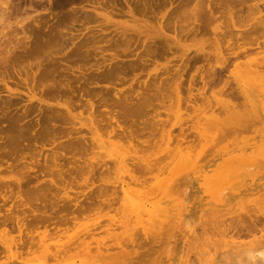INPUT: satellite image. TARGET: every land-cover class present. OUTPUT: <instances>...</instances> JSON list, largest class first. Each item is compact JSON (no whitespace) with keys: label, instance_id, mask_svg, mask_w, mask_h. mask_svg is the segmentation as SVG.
Listing matches in <instances>:
<instances>
[{"label":"bare ground","instance_id":"obj_1","mask_svg":"<svg viewBox=\"0 0 264 264\" xmlns=\"http://www.w3.org/2000/svg\"><path fill=\"white\" fill-rule=\"evenodd\" d=\"M201 1L202 0H164L161 3L152 4L151 2L149 5H147L146 2L143 3L141 1L136 0H133L134 3H130L128 0H125L126 4H124L120 0H53V3L52 0H0V133L4 135L0 136V189L4 188L5 190L11 191L12 187L16 186L20 192V190L24 186L27 187L22 192L25 194V198L21 199L20 201L22 205L29 204V202L33 199L35 201H44L46 198H48L47 192L57 188L59 184L60 179H58V177L61 178L63 173V160L61 159L66 158V160H68V164H73V166L76 167L77 170L78 168H81L80 170H83L85 166L87 167V171L88 169L91 171L92 169L100 170L103 166H105V163H100V160L99 163L98 160L96 161L97 163H93L90 161V159L95 158L96 156L104 158V156H107L109 154V152L107 151H110L109 149L113 148V144L119 143L120 145V143L123 142L125 145L128 144L126 145V149L121 148L124 152L120 153L122 154V156H120V161L122 160L123 163L125 162V160H127V155L129 156L131 154L130 158L133 160V163L137 166L144 165L148 168L154 167L156 169L159 165H161L162 160L170 159V161L168 162L169 166L176 160H178V158L179 161H181L180 165L186 167L190 166V163L188 162V160H186L187 157L185 156L186 152H184V149L189 148L191 145L193 146V144H188V138L186 139L187 134L186 132H184L186 128H183L184 130L181 129L180 132L173 134L172 129L166 130L165 121L159 120L163 122L162 124L161 122L154 120L155 117L159 116V113L158 115L154 114V116L151 117L152 119H150L149 117L148 119L146 118V121L151 120L150 122H155V124L159 126L158 129L160 128L159 130L167 132L165 135V137L167 138V151H165L166 154L160 158L156 157L155 159L142 157V155L144 154L141 155V153L145 152L144 150L146 148L144 149V147L150 146L146 145L145 143L151 141V146L152 148H154L152 140L150 139L148 140V142L138 141V143L135 144L132 140L134 139L133 133H135L136 131L134 132V130L130 129V127L134 129L132 127L134 125L141 126L142 124H145L143 125L144 127L149 126L146 125L149 121L146 122L145 119L140 120V118L153 115L154 111L157 110L156 106L158 105V103H162L169 96V90H173L171 91L172 94L179 95L178 89L182 82L180 77L182 76V69L184 66L185 59H181V63L180 65H178V68L171 69L169 66H167L162 71L151 75L149 77L150 79L147 82L137 81V87H135L134 85L127 89H122L120 87L129 83L130 81L136 80L135 76L137 74L144 73L152 62H155L161 58L163 59V57L167 55V53L170 51V38L169 35L164 32L163 28L167 27L170 29L171 25L172 27L177 26V24H179L178 20L183 18L184 13H186L187 11H195V14H198L200 17L203 18L201 19V21L199 18H196L188 23L187 27H189V30L191 27V31L193 30V28H201L203 25L210 26L209 24L212 23L211 20L214 16V13H212V11L216 13L220 9H223L224 11L226 10L230 15V23L225 26V29L223 28L222 33L218 32L220 33V35L217 33V35L222 36L223 39L228 36V33L232 34V32L234 31H232V29L235 28L238 23L240 24V22L242 24V22L253 21L251 26L248 24L242 26L245 28V30L241 32V34L243 35L242 39L244 36H256L258 38L259 35L264 34V14H261L262 9L260 8V5L262 4L260 2L262 0H211V4L209 3L207 5V8L205 6L204 9L199 6ZM212 2L213 4H216H214L215 7L212 6ZM46 3H50V7H47ZM175 3L177 4L175 5ZM155 5H163L165 7H169V11L162 16L163 19L162 21H160L164 27H161V31L155 36H152L150 38L148 37L147 42L144 43L145 45L143 48L145 49H143V51L137 52L136 49H132L131 47L141 41L142 34L146 30V24L143 23L147 22L149 18H153L156 16ZM46 8L47 10L49 9V12H52L54 9L57 10L59 8L67 9L65 12H62V14L56 13L55 16H53V18H56V21L51 25V27L47 31H45L44 28L48 27V24L50 23L51 19L41 17V15L38 14L40 11H43ZM245 8H247V12H243ZM27 9L29 11L32 10V12L37 14L31 15L27 18L19 19L18 15L22 11L26 12ZM243 13L247 14L244 15ZM113 18L128 19L122 22H115L113 21ZM28 19L29 23L26 22ZM159 20H161V18ZM26 24H30L29 27H33L30 29L32 32L35 31L32 34L36 33L35 40H31L28 43L25 42L23 38L14 39L15 35H10L11 29L18 28L19 26V29H23ZM109 25H112L115 28L111 31H108L107 28ZM187 27H183L185 31H189L187 30ZM74 30L78 33L72 34ZM236 32L234 31L233 34L235 33V35H238V33ZM195 33L193 32V34L190 35H194ZM218 40L219 39L215 41L216 47L214 55H211V53L198 52L194 53V57L192 58L190 57L191 53L189 55H185L186 62L189 58L193 60L196 59L197 61L201 59L202 61L206 60L209 64L213 62L212 65L207 68L208 70H204L206 71V74L204 75V77H202L204 89H207L206 87H210V89H213L218 85L217 83L220 82V80L217 81L215 76L219 71V73L227 71L228 74H231V67L237 69L240 66H246L249 70H251V73L252 71L257 72L256 65L260 63V60H264V54L260 59L257 58V56L247 58L248 56H250V54L259 55L261 53L260 51L250 52L252 51L250 46L253 44V42H250L248 43V45H245V43L239 42V39L237 41L235 39L236 42L233 45H229L228 47H226V49L223 48L225 50L223 52V49L220 48ZM255 41L256 38L254 42ZM140 44H142V42H140ZM248 46L250 47V49ZM108 51L113 52L110 57H106L105 55V53ZM58 54L62 55V57L66 60L67 65L64 70L68 71L69 74L61 72L60 63L55 60L54 57V55ZM98 56L102 58V61L95 62L96 64H91V61ZM241 58L247 59L244 62H242V60L238 61ZM33 60L34 62H31ZM26 62H28L29 64V71H27L26 69H23L22 71L21 66L23 63ZM34 64L36 70H33ZM18 67L20 68V70ZM259 67L261 66L259 65ZM57 70H60V72L58 73ZM222 75L223 74H221V76ZM214 81H217L216 84H214ZM112 94L114 95L113 98H111ZM109 95L111 96L108 97ZM205 97L206 96H204V98ZM219 105L220 103L218 104V106ZM103 106H113L116 108H114V111L112 108V110H108L109 112H103L100 110V107ZM205 107L206 105L204 106V108ZM75 108H86L89 111L88 116L80 117L79 121L81 125H84L88 128L90 137L79 135L80 132L76 131L77 129L75 128V130L72 128L68 130V126L66 127L67 130L65 128H62V130L64 129V131H68L67 133L65 132V136H68V139H66L65 141H57V138L52 139L51 142L48 143L50 148H41V150H39V155H41V157L45 153V156L42 157L44 159H42L43 162H41V160H36L35 163H29V159L27 160V157L24 156L23 153V150L27 147V145L25 144L26 140L29 138V141H38V139H44L46 137L55 136L58 131L62 130H60L61 128H59L61 127V123L60 126L56 125L59 126L57 127L59 129L54 126V123L62 122L66 124L69 119L75 118L72 112V110ZM199 112H203V110H200ZM32 115H34V117L40 116V118L37 117V121L39 123V127H41V131L38 132V136L29 135L30 137H25V128L27 126L25 127L23 121L25 118H27V116L30 117ZM101 115H110L111 119L115 118L113 124L108 122V124L110 123L109 125L112 127L110 132H108L107 136V139L109 140V145H111V147L106 151V155L102 154V152L91 153V150L97 147L100 148V150L107 149L106 145L108 143L106 142V140L101 138L96 128L93 126L94 120H96V118ZM120 117H123V119H125L120 120ZM34 120L36 119L34 118ZM105 120L107 119L104 118L103 121V118H101V124L102 122L103 124L101 125L100 121H98L97 124L99 126H103ZM2 123H6V125L1 127ZM109 125H104L103 128ZM187 126L189 127V125ZM106 129H108V127ZM142 129H146V127ZM39 130L40 129L38 128V131ZM172 134L174 137H172ZM161 136L162 135L159 134V137ZM196 138L194 140H196ZM157 142L158 140L155 141V143ZM173 142L176 144L174 145ZM146 150H148V148ZM149 151L147 152L149 153ZM192 151H194V149ZM87 153L88 155L92 154V156H90L89 158L85 157ZM150 153L152 155L153 152ZM240 153L251 155V152L248 148L243 149ZM184 156L185 158L183 159ZM60 160L62 161V163H59ZM199 160L201 161V158H198L197 162H199ZM3 166L4 169H1ZM130 166H132V164ZM74 167H72V172L74 169L76 170V168ZM146 167L144 171L147 172L149 170L148 168L146 170ZM166 167L167 165L164 168ZM224 167L225 164H222V162H220L216 166H214L213 170L206 171L203 173V175L195 178L196 186L194 188L193 193L189 197L191 205L187 209L189 211V214H191L192 216V220H189L187 223H179L176 229V234L174 236L173 258L176 260L182 258V264L196 263L193 262L194 258H192V253L189 249L186 248L185 243L186 240L190 238L189 232L194 231L196 229L195 225H199L198 223L199 221H201L200 218H202L206 214L200 213V208L198 207L200 205L203 206L208 202L214 205H218L220 203L219 194L228 185L225 179L219 177L221 171L224 170ZM124 168L126 170L128 169L127 167ZM136 168L138 170V167ZM104 169L107 171V168ZM159 169L160 168L158 167L157 170ZM189 169L191 170V167H189ZM101 172L105 175H108L109 173L108 172L106 174L103 171ZM101 172L98 173L101 174ZM127 172L129 174V171ZM94 173H96V171ZM44 176L49 177V179L39 184H32L37 182ZM124 177L126 178V176ZM129 177L133 178L134 176L129 174ZM213 177L216 178L212 179ZM132 181V183L137 184L138 186H143V184L145 183L144 181H142L143 184L139 183V180L137 178H134V180L132 179ZM119 184V190L122 193V199H124L125 204L127 205L128 210L130 211L129 215L127 214L128 212L125 211L128 215L126 217V220L122 217L125 221H121V219L119 220L118 217V220H116L115 218H111L108 219L109 222L104 225V222L106 220L102 222V224L100 222H95V220H87L85 218L80 219L74 216L72 218L67 219L66 221L69 224L71 223V227L69 226L71 229H67L66 231L57 235H51L52 233L48 234L49 232H41L38 233L36 236L33 234L29 236V232H25L26 229L29 227L25 226L27 228H24V225H27L29 220L27 221V223L25 222V220H27L26 218L17 220V218L11 216L10 211V213L7 211L6 214H3L4 216L0 217V226L4 227V229L2 230L3 232H1L0 234V245L1 247H4L3 250L5 249L7 258L13 262L12 264H48L47 262L51 260H56L57 263L55 264H59L60 259H62L64 256L63 252L66 253L67 251V248L64 249L65 244L62 243V239L66 235L65 233L70 232V230H74V235H78V238L73 243L79 246L85 245L83 248L85 249L86 254L91 253L92 249L101 253L100 251L104 249L107 250V248L103 247L105 245V241L97 237L103 231L113 233V231H115L117 228H132L130 226L132 225V223L140 225L141 227H143V229H148L152 227L157 221H159L160 219H164L169 214V212H167L169 208H167L166 206H156L152 202H150L149 198L151 197L150 194L152 192L150 194L148 193L147 195H150L149 198L144 200L137 194L139 193V191L131 187V181L127 182L122 180ZM146 184L147 183H145V185ZM108 189L109 187L105 186L104 184H101L99 186H96L95 189H92L89 192L85 193L83 199H90L92 202V200L104 197ZM111 191L109 192L111 193ZM145 191L146 190H142L141 192ZM110 193L107 194L109 195ZM80 196L81 195H77L73 198H75L76 200L79 199ZM156 196L157 195H155L154 197ZM262 196H264V193H256L257 199H261L260 197ZM152 198L153 197H151V199ZM104 200L106 201L107 199ZM262 200L264 201V199ZM238 203L240 202L238 201L237 204ZM256 204L258 205L259 201ZM106 206L110 207V205ZM45 208L46 206L43 205L41 207H38L37 210H33L32 213L34 214L35 211H37V213H43L46 211ZM208 210L210 211L212 209L209 208ZM45 214L46 212L44 213V216ZM44 216L43 214L35 216L33 215V222L32 220L31 222L33 224L34 222H43L46 220V216ZM51 219L50 221L53 220ZM65 219L66 218H64L63 220ZM13 221L16 222V226L13 225ZM192 223L195 224L192 226ZM8 226L11 229H9ZM104 226L106 227V229L102 230ZM16 230L19 232V238L15 236H10V234ZM127 231L125 230L126 233H128ZM22 233L26 234L25 237L28 238L26 241H24L25 239H23L24 237L21 235ZM259 233V236L254 234L253 237L255 241L258 242V244H254V240L252 239L251 242L254 244V246L251 245V247L249 248L264 249V228L261 229ZM225 236L226 237L224 245H229V249L230 245L233 247L234 244H238L234 247H239V250L237 252H234V248V251L231 249V251H229V254L227 253V255L234 257L232 256V254L234 253L235 257L239 259L243 251L249 249L248 247L244 249V243L240 241V243L236 242L232 236H229L228 232ZM74 237L75 236H73V238ZM110 237L113 236L110 235ZM116 238H118V234ZM87 239H90V241H87ZM25 242L28 244L30 243L31 246H37L38 248L36 249H40L41 256H39L38 260H35L33 262H25L23 259L19 261H14L15 259H20V255L17 254V251L22 246V248H24V246L26 245ZM188 242L186 244H188ZM248 242L249 244H252L250 241ZM93 244H95L96 246L92 247ZM242 245L244 246L242 247ZM31 246L30 248H32ZM241 247L243 248V250ZM80 250L81 249H79V251ZM106 250L104 251L106 252ZM7 258L5 257L4 260H6ZM236 258H233V261ZM79 260L80 264H87L88 262L83 257H80ZM233 261L231 262L235 264ZM4 264L9 263L5 262ZM65 264H77V260H73L72 262Z\"/></svg>","mask_w":264,"mask_h":264},{"label":"rangeland","instance_id":"obj_2","mask_svg":"<svg viewBox=\"0 0 264 264\" xmlns=\"http://www.w3.org/2000/svg\"><path fill=\"white\" fill-rule=\"evenodd\" d=\"M120 1L126 4L125 0H120ZM128 1L130 3H134L133 0H128ZM136 1H141L143 3L146 2V4L149 5L151 2L152 4H157L163 2L164 0H136ZM209 3L211 4V0H202L199 6L204 9L205 6L207 8V5ZM260 3H262L261 4L262 6L260 5V8L262 9L261 14H264V0H262ZM46 4L47 7L48 6L50 7V3H46ZM176 4L177 3H175V5ZM214 4L212 2L213 7H215ZM66 10H67L66 8L65 9L59 8L57 10L54 9L52 12H49V9L47 10L46 8L43 11H40L38 14H40L41 17L51 19L50 23L48 24V27H45L44 30L45 31L49 30L51 25L56 21V18L55 17H54L55 19L53 18V16H55L56 13L62 14V12H65ZM155 10L157 17L155 16L153 18H149L147 22L143 23L146 24V30H147V31L145 30L144 33L142 34V38L140 41L142 42L143 45L140 44L139 42L133 45V47H131L132 49H136L137 52L143 51V49H145L143 47L145 45L144 43L147 42L148 37L150 38L152 36H155L161 31V27L162 28L164 27L160 21H162L163 19L162 16L169 11V7L168 6L165 7L163 5H155ZM222 10L223 9H220L216 13L212 11V13H214V16L212 17L213 21L211 20L213 24L210 23L209 24L210 26L203 25L202 27L200 26L201 28L199 27L193 28L192 31L190 27L189 30L188 29L189 27H187V25L190 21L196 18H199L201 21V19L203 18L200 17L198 14H195L194 13L195 11L194 12L187 11L186 13H184L183 18L178 20L179 24H177V26L172 27L171 25L170 29L164 27L163 28L164 32L168 34L170 38V51L168 52L169 54L167 53V55L163 57V59L161 58L155 62H152L144 73L137 74L135 76L136 80L130 81L129 83L120 87L122 89L130 88L133 85L137 87V81L147 82L150 79L149 77L151 75L162 71L167 66H169L171 69L178 68V65H180L181 63V59L182 60L185 59L184 66L182 69V76L180 77L182 82L178 89L179 95L172 94L171 91L173 90H169L168 93L169 96L162 103L161 102L158 103L159 106L158 105L156 106L157 107V110H155L156 112L154 111L153 115L147 117H141L140 120L145 119L146 121V118L148 119V117L152 119L151 117H153L154 114L158 115L159 113V116L155 117L154 120L165 121L166 130L172 129L173 134H176L180 132L181 129L186 128L184 132H186L187 134V136L186 134L185 136L186 139L188 138L187 139L188 144L189 145L193 144V146L191 145L189 148L184 149V152H186L185 156L187 157L186 160H188L190 166L186 167L180 165L181 161H179V158L174 163L168 166V162L170 161V159L168 160L164 159L161 161V165L162 163L163 165L158 166L160 169L157 170L158 167L156 169L153 167L155 170L154 171L153 168L151 167L153 170L152 171L151 168H148L144 165H142L143 167L141 165L140 166L135 165L133 163V160L130 158L131 154L129 156L127 155L126 157L127 160H125V162L123 163L122 160L120 161V156H122V154L120 153L124 152L122 149H126V145L128 144L125 145L124 142L120 143V145L119 143L113 144V148L109 149L111 145H109V140L107 139V136H108V132H110V130L112 129V127L109 124L110 123L113 124L115 118L111 119L110 115L107 116L101 115L97 117L96 120H94L93 126L96 128L101 138L106 140V142L108 143L106 145L107 149L100 150V148L97 147L91 150V153L102 152V154L106 155V151L108 149L111 152L107 151L109 152V154L107 156H104V158L96 156L95 158H91L90 161L93 163H97L96 161L98 160L99 163L100 160V163L102 162L105 163L106 167L103 166L100 170L94 169L96 173H94L95 171L93 169L92 171L88 169L89 171L88 172L86 166H85L86 170L85 167L82 166L84 167V169L82 168L83 170H80L81 168H78L79 170L78 171L77 168L73 166V164L71 163L68 164V160H66V158L61 159L63 160V163L61 160L59 161V163H62L63 173L61 178L58 177V179H60L59 184L57 188L47 192L48 198H46L44 201L41 200L35 201L32 198L33 200L31 201L29 200L30 201L29 204L22 205L20 201L21 199L25 198V194L22 192L27 187L24 186L20 190V192L16 186H13L11 191L1 188L0 217L4 216L3 214H6L7 211L8 212L10 211L11 216H14V218H17V220L26 218L27 220H25V222L27 223L28 220L30 222L28 221L27 225L26 224L24 225V228L29 227L25 231V232H29L28 234L29 236L31 234L36 236L38 233L41 232H46V233L49 232L48 234L52 233L51 235H57L59 233H62L67 229H71L70 228L71 223L69 224L66 221L67 219L72 218L74 216L80 219L85 218L87 220L88 219L95 220V222H100V223L106 220L104 222V225L107 224V222H109L108 219L111 218H115L116 220H118L119 218V220L121 219V221L124 219L126 220V217L130 214V211L128 210V207L125 204L124 199H122V193L119 190V185H120L119 183L122 180L127 182L131 181V187L139 191V193L137 194L141 198L146 200L151 195V197L153 198L152 199L151 197L149 198L150 202H152L156 206H162V207L166 206L167 208H169L167 211L169 212V214L164 219H160L159 221H157L152 227L148 229H143V227H141L140 225H136V223H132V225H130L132 228L130 227H126L128 229H126L125 227L117 228L115 231H113V233H108L103 231L97 237L105 241V245L103 247L107 248V250L104 249L106 250V252L102 250L100 251L101 253L92 249V251L94 252L91 251V253L86 254L85 249L83 248L85 245L79 246L73 243L78 238V235L77 234L74 235L75 234L74 230H70V232L65 233L66 234L65 236L63 235L64 237L62 239V243L65 244L64 249L67 248L68 252L67 251L66 253L63 252L64 256L62 259H60L59 264L69 263L72 262L73 260H77V264H80V260H79L80 257L85 258L88 261L87 264H182L181 263L183 261L182 258H179L177 260L173 258L174 236L176 234L177 231L176 229L179 223H187L189 220H192V216L191 214H189V211L187 209L191 205L189 197L193 193L194 188L196 186L195 178L203 175V173L206 171L213 170L214 166L222 162V164L223 163L225 164V167L224 170L221 171L219 177L225 179L228 185L219 194L220 203L218 205H214L208 202L203 206L201 205L199 207L197 206L198 208H200V213L207 214V215L205 214L207 218L205 216L200 218V220L203 223L199 221L198 223L199 225H195L196 229L194 231L189 232L190 238L186 240V243L189 240L188 244L185 243L186 248L191 251L192 258H194L193 259L194 263L196 262L197 264H231L233 258H236L235 254L234 253L232 254L230 252L232 256H234L231 257L230 255H227V253L229 254V251H231V249L234 251V248H235L234 252H237L239 250V247H234L238 245V244H234L233 247L230 245V249H229V245L227 246L224 245L225 237H226L225 235L227 234V232L229 233V236H232L236 242L240 241L244 243L245 246L242 245V247L243 246L245 247L244 249H246L247 247L248 248L251 247V245L254 246V244H258V242L255 241V239L253 238L254 234L259 236L260 234L259 231L264 228L263 227L264 223H262L264 222V208H263L264 201L262 200L264 199V196L260 197L261 199H257L256 197L257 192L260 194L264 193V75H263L264 60H260V63L256 65L257 72L252 71L251 73V70H249L246 66H240L237 69L231 67L230 68V70H232L231 74H228L227 71H223L222 73H219L220 72L219 71L216 74V76L214 75L217 81L220 80V82L217 83L218 84L216 86L217 88L215 87L213 89H210V87H206L208 89L207 90L203 88L202 77H204V75L206 74V71L204 70L210 67L213 62L209 64L208 61L206 60L202 61L201 59L197 61L196 59L194 60L191 59L192 57H194V53L196 52L211 53V55L215 54V47H216L215 41L217 39L220 40L222 38V36H219L220 33H222L223 28L225 29V26H227V24L230 23L229 13L226 10L225 11ZM243 12H247V8H245ZM36 14L37 13L32 12V10L29 11L27 9L26 12L22 11L18 15V18L19 19L27 18L31 15H36ZM243 14L245 15L247 13H243ZM160 18L161 20H159ZM126 19L128 18H121V19L113 18V21L122 22ZM26 22L29 23V19ZM252 23L253 21L242 22V24L241 22L240 24L238 23L239 25L237 24V26L232 29V31L234 30L235 32L238 30L239 32L238 31L236 32L238 33V35H235V33L233 34L234 32L233 31L232 34L228 33V36L225 39L222 38L220 41L218 40L220 44V48L226 49V47H228L229 45H233L238 39L239 42H243L245 43V45H248V43L253 42V44L250 46L252 51L250 50L249 51L250 52L260 51L261 53L259 55L250 54V56H248L247 58H250L252 56L255 57L257 56V58L260 59L264 54V34L259 35L258 38L256 36H244L242 39L243 35L241 34V32L245 30V28L242 26H245L247 24L251 26ZM27 25L28 24H26V26L23 29L21 28L22 30L25 31V33L24 31L19 29L20 27L19 26L18 28L11 29L10 35H15L14 39L23 38V40L28 43L31 40H35L36 33L32 34L35 31L32 32L30 29L33 27L32 26L29 27L30 24L28 26ZM183 27L184 28L187 27V30L189 31H185ZM114 28L115 27H113L112 25H109L107 30L111 31ZM29 29L31 31V34ZM193 32L196 33L194 35H190L193 34ZM77 33L78 32L75 30L72 32V34H77ZM217 33L219 35H217ZM233 38H235L236 41ZM255 38L256 41L254 42ZM222 51L224 52L225 50L223 49ZM112 53H113L112 51H108L105 53V55L106 57H110ZM190 53H191L190 55L191 58L187 59L188 61L186 62L185 55L186 54L189 55ZM54 57L55 60H57L60 63L61 72L68 73V71L64 70L67 63L66 60L62 57V55L58 54V55H54ZM247 58H243V59L241 58L238 61L242 60V62H244L246 61ZM98 61L99 62L102 61V58L100 56L95 57V59L91 61V64ZM31 62H34V60ZM206 62H207V66H206ZM259 65L261 67H259ZM21 67H22V71L23 69L29 71L28 62L23 63ZM33 70H36L35 64L33 65ZM60 70H57V72L59 73ZM221 74H223L224 76L223 75L221 76ZM216 82L214 84H216ZM110 96L111 95H109L108 97ZM199 96H201L203 99ZM204 96L206 97L204 98ZM113 97L114 95L112 94L111 98ZM219 103H220L219 105L220 109L218 106ZM205 105L206 107L204 108ZM110 107L111 106H103L100 107V110L103 112H107L108 110L109 111L112 110V108L114 111L115 110L114 108H116L112 106L110 109ZM214 108L216 109V114ZM200 110H203V112H199ZM72 112L75 118L69 119L66 124L62 122H58V123L56 122L54 123V126L57 128L60 126L61 123V127H59L61 128L60 130H62V128H65L66 130L67 128L68 130H70L71 128L72 129L75 128L77 129L76 131L80 132L79 135L90 137L88 128L84 125H81L79 121L80 117H87L89 111L86 108H75L72 110ZM33 117L34 115L30 117L27 116V118H25L23 121L25 127L27 126L25 128V137H30L29 135L38 136L39 135L38 132L41 131V127H39V123L37 121L38 119L37 117L40 118V116L34 117L36 120H34ZM101 118H103V121L104 118L107 120L109 118L108 121L105 120L106 123L104 122V125H109L107 126L108 129H106L107 127L103 128L104 125L101 126L103 124V122L101 124ZM121 119H123V117H120V120ZM98 121H100L101 124L100 126L97 124ZM150 121L148 122V124H146L149 125V126H145L146 129H142L145 128L143 126L145 124H142L141 126L134 125L135 127L132 126L134 129H132L131 127L130 129L134 130V132L136 131L135 133H133L134 135V139L132 140L133 143L136 144L138 143V141L148 142V140L150 139L152 140L154 148H152L151 146L152 145L150 143L151 141L145 143L146 145H150L151 147L145 146L144 149L148 148V150L145 149L144 150L145 152L141 153V155L144 154L142 155V157L155 159L156 157L160 158L166 154L165 151H167L166 149L167 138L165 137V135L167 132H163L162 130H159L160 129V128L158 129L159 126L155 124L154 121H153L154 123ZM108 122L110 123L108 124ZM161 123L163 124V122ZM5 125L6 123H2L1 127ZM187 125H189L190 128ZM38 128L40 129L39 131ZM65 132L67 133L68 131H64L63 129L62 131H58L55 136L46 137L44 139H38V141L37 140L29 141L28 138L25 142L27 147L23 150L24 156L27 157V160L29 159V163H35L36 160H41V162H43L44 159L42 157L45 156L44 155L45 153L41 157V155H39L40 154L39 150H41V148L43 149H46L48 147L50 148L48 143L51 142V140L54 138H57L58 139L57 141L59 140L65 141L66 139H68V136L67 137L65 136ZM0 134H1L0 136H4L2 135V133ZM159 134L162 136L159 137ZM173 134L172 137H174ZM190 136L192 137V139ZM195 138L196 140H194ZM190 139L192 142L190 141ZM157 140L158 142L155 143V141ZM159 140H162L163 142ZM173 144L175 145L176 143L173 142ZM41 146H45V147H41ZM191 148H193L194 151H192L193 149ZM247 148L251 152V155L240 153L243 149H247ZM147 151H149V153ZM150 152H153L152 155ZM90 156H92V154L88 155L87 153L85 155V157L88 158ZM185 156L183 157V159L185 158ZM198 158L199 159L201 158V161L199 160V162H197ZM129 163H131L132 166H130L131 164ZM166 165L167 167L164 168ZM71 166L76 168V170L74 169L75 171L73 170L72 172L73 168ZM124 167H127L128 169L126 170ZM136 167H138V170ZM145 167L146 170L148 168L149 171L147 172L144 171ZM189 167H191V170L189 169ZM104 168H107V171ZM1 169H4V166ZM68 169L70 172L68 171ZM97 171L98 172L103 171L106 174L108 172L109 173L108 175H105L102 174V172L100 174ZM127 171H129V174L133 175L134 177L133 178L129 177ZM124 176H126V178ZM134 178H137L139 180L138 181L139 183L143 184L142 181H144L147 184L145 185L144 183L143 186H138L137 184L132 183L133 182L132 179L134 180ZM215 178L213 177L212 179ZM47 179H49V177L44 176L43 178L32 184H39ZM101 184H104L105 186L109 187L107 193H110L109 191L112 190L113 192L111 191L110 194L112 193L113 194L108 195L106 193L104 197H100L97 198L96 200H92V202L90 199L89 200L83 199L85 193L89 192L92 189H95L96 186H99ZM111 186L112 187L117 186V187H115L116 189L114 187L112 189ZM142 190L143 191L146 190V191L141 192ZM148 193L151 194L147 195ZM76 194L81 196L79 199L75 200V198L73 197H76L77 196ZM155 195L157 196L154 197ZM104 199L107 200L105 201ZM238 201L240 203L237 204ZM258 201L259 204L261 205L256 204ZM43 205L46 206L45 208L46 217L44 216L45 212L37 213V211H35L34 214L32 213L33 210H37L38 207H41ZM106 205L108 206L110 205V207H107ZM209 208L212 210L209 211L208 210ZM125 211L128 212L127 213L128 215L126 214ZM226 211L229 212L227 213ZM39 214L41 215L43 214V216L46 219L45 220L46 222L45 221L39 223L34 222L33 224L32 223L33 215L35 216ZM64 218L66 219L63 220ZM50 219L52 221H50ZM64 222H66L67 224ZM194 224L195 223H192L191 225L193 226ZM13 225L16 226L15 221H13ZM3 229L4 227L0 226V234L1 232H3L2 231ZM104 229H106L105 226L102 228V230ZM125 230L126 231L128 230L127 231L128 233H126ZM24 233H22L21 235L24 237L23 238L25 239L24 241H26L28 238L25 237L26 234ZM117 234H118V238H116ZM110 235H112L113 237H110ZM10 236H15L17 238L20 237L19 232L17 230L13 231V233H11ZM73 236L75 237L73 238ZM252 239L254 240L253 242L254 244L251 242ZM87 241H90V239H87ZM248 241H250L252 244H249ZM25 244L26 245L24 246V248H22L23 247L22 246L17 251V254L20 255V259L18 260L15 259L14 261H19L23 259L25 262H33L35 260H38L39 256H41L40 249H36L38 247L31 246L30 243L28 244L25 242ZM30 246L32 248H30ZM93 246L95 247L96 245L93 244L92 247ZM187 246L190 248H188ZM72 247L75 248L73 249ZM3 248L4 247H1L0 245V264H4L5 262L12 264L13 262L7 258L5 249L3 250ZM79 249L81 250L79 251ZM21 251L23 252V254ZM5 257L7 258L6 260H4ZM237 261L238 259L236 258L233 262L237 264ZM47 263L55 264L57 263V261L51 260L48 261Z\"/></svg>","mask_w":264,"mask_h":264},{"label":"clouds","instance_id":"obj_3","mask_svg":"<svg viewBox=\"0 0 264 264\" xmlns=\"http://www.w3.org/2000/svg\"><path fill=\"white\" fill-rule=\"evenodd\" d=\"M237 264H264V249L249 248L244 250Z\"/></svg>","mask_w":264,"mask_h":264}]
</instances>
